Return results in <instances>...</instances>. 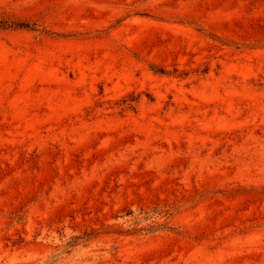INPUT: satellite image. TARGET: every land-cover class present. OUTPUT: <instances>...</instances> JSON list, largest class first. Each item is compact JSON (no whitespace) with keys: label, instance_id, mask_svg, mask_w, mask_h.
<instances>
[{"label":"rangeland","instance_id":"obj_1","mask_svg":"<svg viewBox=\"0 0 264 264\" xmlns=\"http://www.w3.org/2000/svg\"><path fill=\"white\" fill-rule=\"evenodd\" d=\"M0 264H264V0H0Z\"/></svg>","mask_w":264,"mask_h":264}]
</instances>
